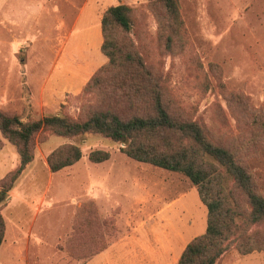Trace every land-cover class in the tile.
<instances>
[{"label":"rangeland","instance_id":"rangeland-1","mask_svg":"<svg viewBox=\"0 0 264 264\" xmlns=\"http://www.w3.org/2000/svg\"><path fill=\"white\" fill-rule=\"evenodd\" d=\"M30 1L35 6L36 0ZM84 1L71 11L52 9L45 12L44 21H38L35 9L34 17L24 21L25 25L12 22L17 26H0V79L4 66L8 73L6 82L11 89L9 103L3 110L17 114L22 121L61 113L76 117L83 102L84 84L107 61L100 51L101 14L110 5L127 4L131 8L132 24L125 39L154 74L163 76L166 101L184 117L202 125L210 141L231 149L248 172L255 191L264 197V129L255 122H264V75L235 72L237 61L247 62L251 52L257 55L264 52V8L258 10L262 12L257 16L262 20L259 26L254 18L257 11L253 14L249 8L252 0H178L181 34L176 46L166 49L158 32L161 27L148 0H108L98 3L97 10ZM10 3L8 0L7 10ZM43 22L46 23L41 25ZM21 63L26 65L21 67ZM69 67H80L86 72L81 89L75 94H66L55 107L44 110L31 107L25 79L39 88L47 82L48 86L55 87L60 83L57 76ZM20 71L27 72V76ZM19 95L27 97L23 99L28 102L26 107L18 99ZM64 143L79 146L81 158L51 174L46 157ZM3 145L5 156L0 154V178L19 162L15 146L0 135V148ZM121 146L94 133L70 138L56 136L47 130L36 134L34 158L16 185L21 197L28 194V203L33 197L37 199L34 209L40 208V212L32 218L30 233L26 226H21L20 237L28 235L29 238L27 257L19 264H48L57 259L52 257L55 253L58 255L56 244L62 247L60 244L66 235L69 240L74 237L75 218L72 221L71 214L78 209L86 213L96 211L98 217H104L98 218V248L105 244V235L113 239L125 233V213L131 212L148 217L142 221L155 223L162 232L165 229L172 234L176 228L179 245L183 243L182 236L188 239L204 231L206 208L190 180L181 173L133 160L121 152ZM96 149L107 151L109 158L99 163L89 161V151ZM203 160L207 170L214 169L219 174L220 187L229 206L241 211L248 209L246 200L225 170L210 158ZM15 197L16 193L6 198L0 209L8 219L5 243L11 237L9 219ZM25 206L20 210H32ZM119 215L123 218L116 219ZM30 220L31 216L27 215L20 221ZM86 225L83 222L80 231L83 247L86 245L80 254L82 260L93 252L89 249ZM252 229L256 237L264 238V224ZM3 244L0 246L1 262ZM67 252L78 258L77 252ZM224 254L227 261L235 264H254L255 256L264 264L262 251L240 254L231 247Z\"/></svg>","mask_w":264,"mask_h":264},{"label":"trees","instance_id":"trees-1","mask_svg":"<svg viewBox=\"0 0 264 264\" xmlns=\"http://www.w3.org/2000/svg\"><path fill=\"white\" fill-rule=\"evenodd\" d=\"M148 5L163 30L158 32L165 48L175 47L182 27L178 0H148ZM130 12L127 4L117 3L101 14L100 51L107 61L84 84L83 102L76 117L61 113L22 121L17 114L0 108V135L15 146L19 157L18 165L0 178V209L34 158L37 133L47 130L67 138L94 133L121 143V152L129 158L181 173L195 186L206 208V225L201 234L187 242L177 264H216L231 247L240 254L264 253V238L256 237L252 229L264 224V197L255 191L248 172L231 149L210 141L202 125L184 117L166 101L163 76L154 74L125 39L132 24ZM260 121L255 120L264 129V122L260 124ZM81 155L79 146L61 144L46 157L49 171L70 166ZM108 158L109 153L104 150L88 153L93 163ZM204 158L214 160L225 170L246 200L248 209L241 211L229 206L220 187L219 174L214 169H211L213 172L207 170ZM74 218L75 232L74 237L68 239V250L77 252L80 258L81 251L86 249L80 233L85 222L89 249L93 251L90 255L97 253L105 244L97 247L96 211L86 213L78 209ZM4 231L5 222L0 211V245Z\"/></svg>","mask_w":264,"mask_h":264},{"label":"crops","instance_id":"crops-1","mask_svg":"<svg viewBox=\"0 0 264 264\" xmlns=\"http://www.w3.org/2000/svg\"><path fill=\"white\" fill-rule=\"evenodd\" d=\"M3 1L6 3H3ZM7 1L8 0H0V26L3 24L10 27L17 26V24H11L12 22H18L19 25H25L27 21H30L34 17L36 13L35 9H37L38 21H41V19L44 21L43 16L45 12H49L52 9L71 11L75 9L76 5L80 4L81 6L82 4V0H36L34 3L35 6H32L31 4L33 3H31L30 0H10V9L7 10ZM106 1L108 2V0H85L83 3H91L93 5L92 9L97 10L98 3H105ZM46 4H49V6H45ZM3 5L5 7L4 10ZM249 8L253 10V14L254 11H257L254 18L257 19V23L261 26L262 20H259L257 16L262 15V12L259 13L258 10L262 11L264 8V0H252L249 3ZM21 10H25V13ZM46 19L49 20V17ZM24 21L26 22L24 23ZM45 23L46 22H43L41 25H44ZM241 61H237V63L235 62L236 73L249 72L252 76L264 75V52L259 53V55L251 52L247 62L243 60ZM19 65L22 67V65H26V63H21ZM237 65L241 68H238ZM3 68L4 72L1 74L2 79H0V108L6 109V105L9 103L8 101L10 99L9 90L11 89L8 88V84L6 82V76L8 74L6 72V67L3 66ZM67 69L68 70H65V72H60L57 76V79L60 78V83H58L55 87L48 86L47 82V84H44L41 88H39V85L38 87L36 85H31V80L29 82L27 78L25 79V85L30 90L27 97H29L28 101L31 103V107L38 108L39 110L55 107L59 101L63 100V97L66 94H75L81 89L85 82L84 78L86 76V72H83L84 70L80 67L78 69L75 67L72 69L69 67ZM21 73L27 76V72L22 71ZM50 79H52V76H50ZM27 97L25 96L24 98H21L20 95L18 96V99H20V102L25 107L28 105V102H25L26 100L23 99H26ZM4 145L0 148V154L3 153V156H5ZM50 173L52 174L53 172ZM27 187L28 186L26 185V188ZM17 191V185L15 184L7 197L10 199L15 193L17 195V197L14 198L15 204L11 206L12 208L10 210L9 225L11 237L8 243H5L4 241V237L7 234L8 229V219L6 218L5 213L3 214V212H1L5 222V231L1 242V244L4 242V244L2 247L3 258L2 262L0 261V264H19V261L22 258L25 260V256L27 257L26 252L28 250L29 236L27 235L23 239L21 238V234L23 232L21 226H26L27 233H30L32 231V218L40 212V208L34 209L37 201L36 198L33 197V201L28 203L26 200L28 194L21 197V194L17 193ZM26 192L27 191L25 190L24 193ZM10 202L11 201H9V203ZM21 204H23V207L26 204L27 207L29 206L32 210H20L22 209ZM14 209L15 211H13ZM75 213L76 211H73L71 214L72 221L73 217H75ZM27 215L31 216V220L22 223L20 220L24 217L26 218ZM98 218L101 219L104 217L100 215ZM120 218H123V216L119 215L116 217V219ZM143 218L146 217L141 216L138 212L125 213V233L119 234L113 239H109V237L105 235V246L97 253L88 256L84 260H82V258L72 257V255L67 252L69 237L66 235L64 242L60 244L62 247L57 244L55 246L58 255L55 253L52 257L57 259H53L52 263L48 264H177L178 258L185 245L194 237V235L190 236L188 239H183L182 236L183 243L179 245L178 230L176 228L172 234L167 232L165 229H163L162 232L161 227L156 226V224L152 222L147 223L142 221ZM70 229L72 230V228ZM226 256V254H223L221 259L216 264H235L227 261ZM254 259V264H261L259 256H255ZM4 260L6 261L5 263L3 262ZM238 260L240 261L241 259L239 258Z\"/></svg>","mask_w":264,"mask_h":264}]
</instances>
